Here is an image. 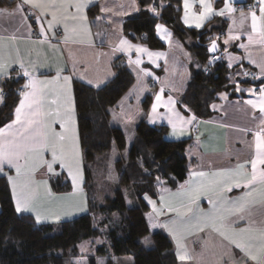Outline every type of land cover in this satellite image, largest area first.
<instances>
[{"label":"crops","instance_id":"crops-1","mask_svg":"<svg viewBox=\"0 0 264 264\" xmlns=\"http://www.w3.org/2000/svg\"><path fill=\"white\" fill-rule=\"evenodd\" d=\"M21 2L22 0H16L11 7L0 6V9L7 8L11 11L15 9L17 3ZM163 2V0H136L139 10L143 8L147 9V5L150 3L160 5ZM256 2L257 0H232L233 7H235L236 11L231 16L226 14L224 17H214L225 20L226 29L223 34L218 36L220 48L215 56L217 59L213 61L223 62L228 68L235 69L233 77H247L251 81L264 79V75H261L260 68V65L264 64V48H261L259 45H250L246 51L240 47L242 43L245 45L248 44L247 36L251 32L250 18L241 24V11L247 14L248 10ZM132 3L133 0H91L89 7L84 10V14L87 16V27L90 35H84L82 32L79 36L73 35L74 39H82V43H73L71 41L67 44L64 43L65 23L71 29L74 25H78L79 22L70 19L61 21L60 23L53 24L52 29L49 30L48 22L52 20L51 14L46 13L41 15L39 9H29L27 6L24 7L21 13L14 17L0 16V36L5 38L15 36V40L5 39L4 41L8 51L11 53V58L12 60L22 62L24 67L37 80H54L57 72H60V79L55 84L50 85V89H62L65 83L63 78L68 77L70 85L69 95L71 104L75 109L74 82L82 83L94 89L102 88L114 77L112 64L116 59L124 57L128 63L129 58L132 60L137 58L134 49L127 54L125 52H113V48L119 44V41L126 39L122 31L124 20L128 16L138 12L132 7ZM213 3L214 8L217 10L223 7V0H213ZM92 6L97 7L96 17L94 18L88 16V9ZM102 8L104 11H101ZM181 9L182 25L189 28L183 22V0L181 1ZM198 9L199 4L195 2L193 10L197 11ZM26 11L31 12L32 20L26 18ZM68 11L74 12L75 10L70 8ZM256 11L258 14V9ZM59 15L60 13H58ZM41 28L44 29V35L40 34ZM164 28L171 33L165 26ZM191 28L196 29L195 27ZM230 29L231 34L240 35V39L231 41L230 44L225 45L224 40L230 34ZM157 37L166 45L164 50L154 51L142 44L128 41L132 45L145 47L150 52L163 53L164 57L160 59L154 58V62H150L146 54H141L139 68L128 63V71L133 76L134 82L110 109L109 122L112 126L120 128L124 133L128 131L129 134L132 133L134 136L136 125L144 118V121L149 125L166 127V139L168 141H178L185 144L184 153L188 161L189 169L187 178L175 189L169 188L163 181L162 185L156 187L155 198L151 199L156 202V206L159 208L160 188H167L169 193H177L180 191V186L185 185V182L190 179L194 172H206L209 174L208 178L211 179V174L214 172L234 173L237 165L243 164L244 171L250 174L251 164L248 161H250L253 151L249 145L252 143L253 136L252 131L244 130L256 129V125L259 123L260 113L244 103L249 99H257V96L248 93V89H253L257 95L259 93L256 87L247 85L240 87L242 91L237 92L238 95H241L238 98H230L229 95H226L227 99H221L220 95L219 101L213 104L216 106L215 109L213 105L210 107L212 115L206 119L196 117L191 124L181 125L178 117L173 116L165 107H160L157 109L155 123H150L149 114L151 113L152 104L155 102V96L157 94H161L164 101H167L168 97L171 96L175 101L172 110L174 113H179V116L185 119L194 116L192 113L186 112L184 107L182 109L180 108V99L185 93L191 79L190 64L192 62V56L183 44L173 37L172 33L170 41L161 40L158 35ZM249 56H251V59L255 63L250 62ZM230 58L231 67L228 66ZM12 69H15V71ZM12 69H9L11 77L16 76L21 79L24 77L18 63L13 64ZM141 69L150 72L151 75L145 76L140 71ZM248 69L252 72L249 73ZM244 73H248V75H244ZM98 79H102L103 81L99 87H94L88 82L89 80L95 82ZM4 80H0V87ZM259 87H264V84ZM162 88L163 92L161 93ZM20 98L15 108L18 106ZM51 98L52 96L50 95L49 99ZM147 98L150 99L149 104L145 112H143L142 105ZM1 101L2 97L0 96V104ZM52 107L55 106L53 105ZM13 113L11 119L14 118ZM74 116V127L80 148L79 170L82 176L80 183L81 191L75 196H69L73 192L72 179L68 176L67 170L61 169L58 164L54 165V168L60 173L59 176H61L62 180L67 179L70 185V191L68 192L58 193L53 190L52 181L55 180L56 176L47 173L46 168H40L36 171L33 178L38 185L36 200L38 210L46 215L49 212L60 215L59 220H42L38 224H56L70 221L88 213L89 203L84 189V162L79 140L76 110ZM170 116L177 124V133L175 135H173L172 125L168 121ZM10 122L11 120L8 123ZM52 128L56 132L60 131L59 124H53ZM44 158L50 161L52 159L51 153L45 152ZM5 172L7 175L0 173V176L6 177L12 197L8 176L15 177L16 173L14 169H8L7 166H5ZM192 179L195 183L201 180L199 177H193ZM219 179H221V187L226 188L229 182H235L236 177L233 176L231 181L227 177ZM45 180H47L46 188L41 183ZM185 187L187 188L188 185H185ZM46 189L51 191L52 197H55V199L46 195ZM246 191L247 189L241 187L232 188L230 192L223 191L216 193L204 191L199 195L196 202L191 205L193 211L188 213L193 226L185 233L183 242L189 251L190 258L181 261L182 264H253L234 244H230L228 240H225L218 232L213 231L211 227H206L203 231H200L195 226L197 217L214 212L215 209L213 204L209 203V199L214 202L216 208H221L222 205L227 207L232 201L242 197ZM221 196L223 200L220 199ZM169 199L174 202L179 201V197L170 196ZM250 199H255L256 202L250 205L249 210L243 214V219L228 215L226 212L223 213L227 217L224 221V230L229 236L232 235L233 231H238L245 227H251L254 230L264 228V204L260 203L258 194ZM144 200L149 208L148 213L152 212V206L145 198ZM12 202L15 209L13 198ZM77 206L82 207L84 210L71 211V208ZM22 214L31 215L36 222L34 213L22 212ZM176 219H178L176 213L168 212L166 209L163 215L156 217V220L160 223ZM151 231H162L171 238L163 228H155L151 229ZM173 244L176 248L174 242Z\"/></svg>","mask_w":264,"mask_h":264},{"label":"trees","instance_id":"trees-1","mask_svg":"<svg viewBox=\"0 0 264 264\" xmlns=\"http://www.w3.org/2000/svg\"><path fill=\"white\" fill-rule=\"evenodd\" d=\"M15 1L0 0V6L11 7ZM163 1V9L156 5L159 17L153 16L146 8L140 9L124 20L122 31L128 41L161 51L166 45L158 39L155 29L156 24H161L190 52L191 79L180 99L181 109L184 107L195 117L206 119L212 115L210 107L219 101L221 93L230 98L241 96L236 91L237 83L240 87L252 85L259 91L264 79L251 81L247 77H233L235 69L228 68L223 62L209 63L213 57L207 51L210 38L223 34L225 20L214 18L202 29L186 28L181 22L182 0ZM96 9V6L88 9L90 18L96 17ZM217 43L220 48L219 40ZM112 65L114 77L102 88L94 89L79 82L73 85L88 213L70 221L38 224L31 215L15 211L6 177L0 176V264H70L67 259L77 254V245L97 238L102 227L106 228L111 254L117 260L129 257L130 264H182L169 237L162 231H151L145 216L148 206L144 197H155L157 178L175 189L186 180L189 172L185 144L168 141L166 127L149 125L142 118L136 125L126 164H123V157L115 162L117 170H124L126 174L124 185L135 195L133 206H127L125 193L120 188L114 191L112 198H106L100 204L89 200L87 178L90 163L102 160L101 156L112 149L121 154L126 148L124 133L109 122V111L132 86L134 78L128 71L126 58L120 57ZM1 89L0 127L12 118L23 91V80L12 76L2 82ZM149 100L144 101L143 112ZM52 188L58 193L70 191L68 183L52 181ZM53 225L61 227L60 233L50 234ZM145 237L151 241L149 245L141 243ZM105 264L114 262L108 258Z\"/></svg>","mask_w":264,"mask_h":264},{"label":"snow or ice","instance_id":"snow-or-ice-1","mask_svg":"<svg viewBox=\"0 0 264 264\" xmlns=\"http://www.w3.org/2000/svg\"><path fill=\"white\" fill-rule=\"evenodd\" d=\"M198 2L199 9L194 11V3ZM91 0H22L21 3H17L15 9L9 11L7 8L0 9V16L14 17L24 10L27 6L29 9H39L40 14L44 15L50 13L52 20L48 22L49 30L52 29L53 24L60 23L61 21L73 20L79 22L78 25H74L69 29L65 23L64 30V43H82V39H74L73 35L79 36L82 32L84 35H90L87 27V16L84 14V10L89 7ZM132 7L139 11V6L136 0H133ZM165 5L161 3L160 9H163ZM72 8L75 11L69 12ZM183 22L189 28L195 27L201 29L206 22L211 21L214 17H224L226 14L231 16L235 11L232 0H223V7L218 10L214 8L213 0H183ZM256 9H258V14ZM101 11H104L102 8ZM147 11L152 13L153 16L159 17L160 11H158L155 3L147 5ZM58 13L60 15L58 16ZM250 18L251 20V32L248 34V44H240L241 48L248 50L250 45H259L264 48V0H257L245 14L241 11V24L245 20ZM156 33L161 40H169L171 33H169L163 25H155ZM40 34L44 35V29L41 28ZM15 40V36H9L7 38L0 36V80L11 78L9 69H12V65L19 64L20 70L23 75L27 77V82L23 85V91L20 93V101L15 108L10 123L0 127V173L7 175L5 172V166L8 169L15 170V177L8 176V183L11 186L12 198L15 203V211L17 213L32 212L35 215L37 223L42 220L55 219L59 220L60 215L54 212H49L47 215L43 214L37 208V192L38 185L35 181L34 174L40 168H46L47 173L58 176L60 175L54 168V165H59L61 169H66L68 176L72 179L73 192L69 196H75L81 191L80 183L82 176L79 170L80 161V148L79 141L75 131V109L71 104L70 98V85L68 77H64V86L62 89L53 90L49 86L53 85L60 79V72H57L54 80H37L35 76L29 72L19 60H12L11 53L7 49L4 41ZM240 35H228L224 40V44L228 45L231 41L239 40ZM219 37L210 38V46L208 47V53H216L218 48L217 41ZM135 50L137 58L132 60L129 58V65H135L139 68L141 64V54H146L149 57L150 62H154L155 59L164 57L163 53H153L147 48L138 45H132L126 39H121L119 44L113 48V52H125V54ZM217 57L213 56L209 60L211 63ZM250 62L255 63L249 56ZM229 67L232 66L231 58ZM261 75H264V64L260 65ZM15 71V69H12ZM141 72L145 76H150L151 73L141 69ZM248 75V73H244ZM258 78V77H254ZM90 84L94 87H99L103 82L102 79H98L95 82L89 80ZM236 91L241 92L239 84H236ZM250 95L257 96V99H249L244 103L250 106L253 110L260 113L259 123L256 125L255 130L245 129L244 131H252L253 140L249 147L253 151V155L248 161L251 164L250 174L244 171V165H237L235 172H214L211 174L212 178L209 179V174L206 172H194L185 185L180 186V191L177 193H169L167 188H160V207L157 208L156 202L150 197L145 195V199L152 206V212L147 214L148 227L150 229L163 228L171 236L176 246V257L180 261H184L190 258L189 251L184 244V236L190 227H192L191 217L188 213H191V205L196 202V199L204 191L211 192H223L231 191L232 188L247 189L244 195L235 201H232L230 205L221 208H216L214 202L209 199V203L213 204L214 212L210 214H203L196 218L195 226L200 231H203L206 227H211L213 231L218 232L225 240H228L230 244H234L236 248L240 250L253 264H264V228L254 230L251 227L241 228L238 231H233L229 236L224 230V221L227 218L223 213L236 216L238 219L244 218V213L249 210L250 205L255 204L253 198L258 194L259 201L264 204V87L259 89L257 93L253 89L247 90ZM2 92V89H0ZM163 88L161 89V93ZM63 93V96H62ZM52 96L49 99V96ZM221 99H227V96L221 93ZM175 101L171 96L167 101L162 99L161 94L155 96V102L152 104L151 113L149 114V122L155 123L157 109L165 107L168 112L173 116L178 117L181 125L191 124L196 119L195 116H191L188 119L179 116V113H174L172 106ZM55 107H52V106ZM215 105L213 108L215 109ZM255 119V117H253ZM169 124L172 125L173 135L177 133V124L172 117L168 118ZM53 124H59L60 131L56 132L52 128ZM131 139V137H129ZM50 152L52 159L49 161L44 158V153ZM236 177L235 182H229L228 186L221 187V179L227 177L229 181ZM193 177H199L201 180L198 183L193 181ZM242 178V180H241ZM47 185V180L42 181ZM158 185H162L159 177L157 178ZM46 195L52 197L50 190L46 189ZM179 197L178 202L170 200L169 197ZM55 199V197H52ZM223 200V197H220ZM168 212H175L178 219L171 220L169 222L160 223L156 220V217L164 214V210ZM222 209V211H221ZM82 207L71 208V211H82ZM68 214V213H66ZM99 242V241H98ZM141 243L149 245L151 241L148 237H145ZM83 250V249H82ZM103 264V262H99Z\"/></svg>","mask_w":264,"mask_h":264},{"label":"rangeland","instance_id":"rangeland-1","mask_svg":"<svg viewBox=\"0 0 264 264\" xmlns=\"http://www.w3.org/2000/svg\"><path fill=\"white\" fill-rule=\"evenodd\" d=\"M124 136L126 140V148L121 152V154H118L115 149H112L111 152H108L105 155L101 156L102 160H96L94 163H90L89 165L90 176L87 178V187L88 191L90 192L89 200L94 203L100 204V202H104L106 198H112L114 191L117 188H120L125 193V200L127 206L131 207L135 204L136 199L133 191L129 189L126 185H124L126 181V174L124 170H117L115 164L116 160L123 157V164L125 165L126 160L128 159L130 149L132 147V142L134 139L133 134H129L128 131H125ZM129 137H131V139H129ZM54 182L57 184L68 183L66 178L65 180H62L61 176L59 175L55 177ZM158 186L159 185L156 180V183H154V193L156 192V187ZM146 214H148V211L146 212ZM105 230L106 228L102 227L101 234L97 238L88 239L78 244L77 254L74 256L71 255L72 257L67 259L68 263L99 264V262L102 261L103 264H105L107 259L110 258V262H114V264H130L131 259L129 257H120L117 260L112 256L110 251V244L105 234ZM60 231L61 227L59 225L58 228L53 225V229L50 234H57L60 233ZM169 239L171 240L170 237ZM171 242L173 244L172 240ZM173 248L174 252L176 253V248L174 247V244Z\"/></svg>","mask_w":264,"mask_h":264},{"label":"built area","instance_id":"built-area-1","mask_svg":"<svg viewBox=\"0 0 264 264\" xmlns=\"http://www.w3.org/2000/svg\"><path fill=\"white\" fill-rule=\"evenodd\" d=\"M25 16H26V18H28L29 20H32L31 19V12H29V11H26L25 12ZM22 79H23V85L27 82V77H22ZM0 89H1V87H0ZM0 96H3V93L2 92H0Z\"/></svg>","mask_w":264,"mask_h":264},{"label":"water","instance_id":"water-1","mask_svg":"<svg viewBox=\"0 0 264 264\" xmlns=\"http://www.w3.org/2000/svg\"><path fill=\"white\" fill-rule=\"evenodd\" d=\"M210 46V45H209ZM217 53H218V51L216 52V53H214V54H212V53H208L210 56H215V55H217Z\"/></svg>","mask_w":264,"mask_h":264}]
</instances>
